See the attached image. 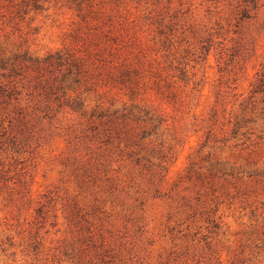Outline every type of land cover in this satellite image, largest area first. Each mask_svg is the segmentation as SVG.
Returning a JSON list of instances; mask_svg holds the SVG:
<instances>
[{
    "label": "rangeland",
    "instance_id": "obj_1",
    "mask_svg": "<svg viewBox=\"0 0 264 264\" xmlns=\"http://www.w3.org/2000/svg\"><path fill=\"white\" fill-rule=\"evenodd\" d=\"M0 264H264V0H0Z\"/></svg>",
    "mask_w": 264,
    "mask_h": 264
},
{
    "label": "trees",
    "instance_id": "obj_2",
    "mask_svg": "<svg viewBox=\"0 0 264 264\" xmlns=\"http://www.w3.org/2000/svg\"><path fill=\"white\" fill-rule=\"evenodd\" d=\"M34 3L36 5H38V0H34ZM110 46V45H109ZM106 44V47L104 49H106L107 47H109ZM114 55L115 53H111L112 58L114 59ZM81 58H79V65L81 66L82 64L84 65V63H82V61L80 60ZM114 61V60H113ZM121 65H124L125 67H121ZM131 63L128 61V58L125 56H121L120 58V63L116 64V67L120 70V73L122 72V76H121V82L125 83L127 79L126 76V72L128 71V69H130ZM129 75V73H127Z\"/></svg>",
    "mask_w": 264,
    "mask_h": 264
}]
</instances>
